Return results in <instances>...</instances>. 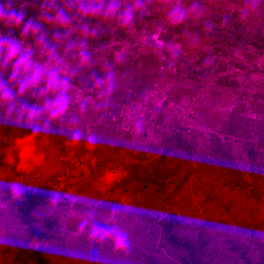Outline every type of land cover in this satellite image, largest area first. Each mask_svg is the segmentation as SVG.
I'll use <instances>...</instances> for the list:
<instances>
[{"label":"crops","instance_id":"1","mask_svg":"<svg viewBox=\"0 0 264 264\" xmlns=\"http://www.w3.org/2000/svg\"><path fill=\"white\" fill-rule=\"evenodd\" d=\"M252 1L142 0L144 7L134 21L123 25L118 16L84 15L80 0H13V6L25 13L24 21L17 24L0 18V37L17 35L22 53L31 54L33 67L41 66L45 73L54 69L67 79L70 106L63 119L49 121L42 110L56 94L44 91V80L19 94L26 74L12 80L13 65L5 67L0 52V83L14 98L0 103V172L15 163L18 167L30 145L49 142L64 147L69 155L63 181L81 179L80 184L91 187L89 194L96 198L106 192L122 163L159 154L164 132L182 124L181 115L189 113L191 124L205 130L236 120L226 89L231 83L239 84V79H228L235 74L228 63L221 67L225 58L219 60L217 79L208 72L215 57L213 37L196 24ZM110 2L105 0V7ZM134 2L118 0L120 11ZM193 4L198 5L194 10ZM177 5L185 9L186 17L171 24L168 13ZM61 11L67 23L57 18ZM28 20L39 27L25 33ZM154 33L163 44L153 41ZM234 65L237 72L239 66ZM32 107L41 111L35 121L27 115ZM132 107L141 110L144 123L138 129L124 127L119 117ZM29 124L40 129L35 137ZM74 130L82 133L78 145L70 141ZM89 135L95 138L94 148L87 144Z\"/></svg>","mask_w":264,"mask_h":264},{"label":"trees","instance_id":"2","mask_svg":"<svg viewBox=\"0 0 264 264\" xmlns=\"http://www.w3.org/2000/svg\"><path fill=\"white\" fill-rule=\"evenodd\" d=\"M262 10L264 0H259L252 6L250 13L256 16ZM246 15L243 13L240 19L235 20L230 15L214 13L199 21L196 27L214 37L211 26L220 21L231 25L233 29L228 37H221L231 45L235 43L242 47L251 42L258 48H264L263 29H257L256 37L251 39L253 41L239 31L244 24L246 26ZM202 137H213L217 147L211 149L209 159H205V163L201 162V165L207 167L205 164L210 162L208 168H212L210 164L215 162L220 170H225V175L232 176L222 182V186L228 187L234 193V197L229 198L228 205L248 207L252 206L253 198L255 202L258 199L264 200L260 192L264 188V182L257 179V184H250V189L249 182L242 183L238 179L242 172L226 162L231 154L225 151L217 135L195 127L189 131L184 127L174 126L164 132L161 153L157 157L125 162L118 168L109 195L99 204L103 211L109 212L111 221L93 217L89 230L81 236L68 238L59 230V218L52 210L54 203L48 200L57 186L50 185L48 177L37 171L54 168L53 164L58 162L59 154L69 155L64 147L49 142H36L27 147L17 167V182L24 191L21 196H11L8 199L9 207L15 214L7 219H2V214L0 215L1 223L8 226L6 245H14L17 254L12 259L9 252L3 253L0 264H229L226 262L229 260L230 264H264V246L257 258L253 257L254 251L249 247L238 246L247 245L246 243L238 241H229V245L237 246L225 247L221 252L213 251L206 235L207 222L191 238L181 231L183 213L173 209L164 210L166 200L169 202L168 194L176 189L182 190V184L193 173L190 163L195 149L204 142ZM251 157H255V154ZM263 174L261 166L256 175L264 179ZM0 185L3 184L0 182ZM246 186L250 196L247 198L248 202L242 206V199L238 198L236 192L246 189ZM176 206H180L179 201H176ZM14 223L17 229L12 233L10 227ZM93 225L112 230L113 237L116 232L124 233L128 238V248L117 250L112 238L103 241L90 238ZM157 239L161 245H155ZM258 245L264 243L260 242ZM231 252L234 258H231Z\"/></svg>","mask_w":264,"mask_h":264},{"label":"rangeland","instance_id":"3","mask_svg":"<svg viewBox=\"0 0 264 264\" xmlns=\"http://www.w3.org/2000/svg\"><path fill=\"white\" fill-rule=\"evenodd\" d=\"M257 2L259 0H253L240 9L224 13L232 16L235 20L240 19L241 14H247L246 26L244 24V27L239 31L249 37V40L256 37L258 28L263 29L264 33V10L260 14L256 13V16L250 13L252 6H255ZM230 26L216 21L211 26L214 37L211 34H207L213 37L215 50V57L213 56L212 58L213 69L208 72L212 73V75L215 74L213 77L217 79L220 75L217 72L219 71L217 67L219 60L222 58L227 59L221 64L223 68L227 67L224 63L231 65L230 70L235 75L227 77L229 80H234V82L239 79L240 83H231L229 91L226 89V93L231 103V112L236 113V120H230L224 124L217 123L210 130L195 128L202 129L204 132L214 133L219 137L225 151L231 154V156L226 158V162L234 169H239L242 172L238 179L242 183L244 181L249 182V186H247L250 189V184H257L255 180L258 179L259 182H264L263 178L256 175L259 167L262 166L264 170V164L260 165L264 163V48H258L251 42L244 44L242 47H238L235 43L231 45L228 40L221 38L224 35L227 36L233 33V29ZM197 29L200 31L199 28ZM235 31L237 29L234 30V33ZM218 52L219 54H217ZM234 64L239 66L237 72ZM208 139L210 138L202 137L204 142L198 145L191 159L190 168L193 173L190 177L188 175V179L182 184V190L177 191L178 189H176L171 194H168L169 202L166 200L164 210L173 209L183 213V229L181 231L191 238L195 237L201 225L207 222L206 235L209 239V246L213 251L221 252L225 247L237 246L229 245V241H238L246 243L247 245L238 246L249 247L254 251L253 257L257 258L261 247L264 246L258 245L260 242L264 243V200L259 201L258 199V202H255V198H253L252 206L248 207L228 205L229 198L234 197V193L228 187L222 186V182L229 180L232 176L225 175V170H220V167L215 162L210 164L212 168H208L210 162L205 164L207 167L201 165V162L205 163V159H209L211 149L217 147L213 137L210 141ZM253 154H255V157H251ZM68 157L67 155L59 154L58 162L53 164L54 168L37 172L42 176L48 177L50 185L60 188H54V192L49 195L48 200L54 203L52 210L59 218L58 228L61 233L67 235L68 238H75L89 230L91 218L93 217L104 219L107 222L111 221L112 217L109 212L103 211L99 204L109 195V190L116 180L118 170L106 192L100 194L99 197L93 198L89 194L92 188L80 184L81 179L63 181L62 177L64 176L65 178L66 169L69 165ZM0 182L3 184L0 185V215L2 214V219H7L15 214L8 203V199L14 194L7 184L17 182V163L11 167L8 166L0 172ZM247 186L242 191H235L238 193V198L242 199V206L245 205V202H248L247 198L250 196V192L246 191ZM260 192L264 196V188ZM56 193H59L58 199L53 198ZM176 201L180 202V206H176ZM155 212L159 213V211ZM82 224L84 227H81ZM7 229L8 226L0 221V257L3 253L9 252V257L13 259L17 254L14 245H6L5 236L8 233ZM16 229V224L14 223L10 227V232L15 233ZM155 245H161L158 239ZM231 254V258H234L232 252ZM226 262L230 264V260ZM239 262L241 263V261Z\"/></svg>","mask_w":264,"mask_h":264},{"label":"clouds","instance_id":"4","mask_svg":"<svg viewBox=\"0 0 264 264\" xmlns=\"http://www.w3.org/2000/svg\"><path fill=\"white\" fill-rule=\"evenodd\" d=\"M144 4L142 0H135L134 5L126 7L123 11H120L121 5L118 0H111L105 7V0H80L79 9L84 15H103L104 17L118 16L120 22L123 25H129L134 21L135 14L138 10L142 9ZM198 5L193 4V10ZM25 13L22 9L17 10L13 6V0H6L5 3H0V18H7L20 24L24 21ZM186 17L185 9L179 5L173 7L168 13V22L171 24H179L184 21ZM58 19H61L64 23H67L68 17L64 16L63 11L58 13ZM39 27L34 25L32 20H28L24 24V32L27 33L30 29ZM0 52L4 53L5 67L12 63V80H16L17 77L23 72L25 78L22 83L19 84V94L25 93L30 88H36L40 82L44 80L46 82L45 92L55 93V99L49 100L43 107V113L48 117L49 121H59L65 117L70 106V97L68 95V89L70 87L67 79H61L59 72L56 70H50L45 73L41 66L33 67V61L31 54L28 51L22 53L20 43L10 37H0ZM14 62V63H13ZM13 95L11 90L0 83V103H11L13 101ZM28 119L35 121L41 116V111H38L35 107L27 109ZM32 131L33 136L40 131L38 127H32L27 125ZM82 139V133L80 130H74L70 136L71 144L78 145ZM87 144L89 147H95V138L91 135L87 138ZM14 196L19 197L23 194V187L19 182H12L8 185ZM67 195V194H66ZM54 199L59 198V193L54 194ZM81 227H84L82 224ZM90 238L95 240L114 239V245L117 250H124L128 248V238L124 233L116 232L113 237L112 230L105 229L98 225H93L89 233Z\"/></svg>","mask_w":264,"mask_h":264},{"label":"built area","instance_id":"5","mask_svg":"<svg viewBox=\"0 0 264 264\" xmlns=\"http://www.w3.org/2000/svg\"><path fill=\"white\" fill-rule=\"evenodd\" d=\"M4 23L8 25L9 21L5 20ZM151 37L156 44H163V41L160 39L158 33L152 34ZM12 38L19 42L17 35L14 34ZM189 110L187 112H190ZM119 117L121 118V123L124 127H132L134 129H138L142 127L144 123V121L141 119V110L138 107H132L128 111L120 113ZM181 120L182 124H179L177 126L184 127L189 131L191 130V128H194V126L191 124L192 122L189 113L181 115Z\"/></svg>","mask_w":264,"mask_h":264}]
</instances>
